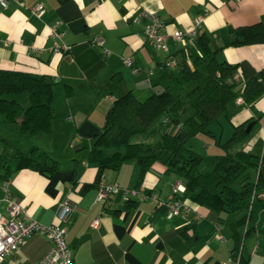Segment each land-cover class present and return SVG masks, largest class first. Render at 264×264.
I'll return each instance as SVG.
<instances>
[{
	"label": "crops",
	"instance_id": "obj_1",
	"mask_svg": "<svg viewBox=\"0 0 264 264\" xmlns=\"http://www.w3.org/2000/svg\"><path fill=\"white\" fill-rule=\"evenodd\" d=\"M37 3L46 7L42 17L33 13ZM142 9L156 12L169 33L191 30L199 15L203 23L187 46L169 39L167 54L149 43L146 22L136 20ZM54 26L56 35L51 33ZM252 27L264 31V0H10L6 8L0 5V69L53 78L52 132L59 131V121V127L68 130L65 136L70 144L58 149L57 155L50 153L60 166L52 175L29 168L13 170L14 164L10 170L1 167L0 212L8 214L3 200L6 182L10 195L29 217L45 225L58 223L59 205L70 201L75 212L66 224V240L73 249V264H264L261 200L252 202L248 222L240 227L242 240L233 235V213L229 209L219 213L226 237L222 241L216 228L218 213L191 200L186 201L188 211L167 217L171 186L179 179L167 166L156 162L146 169L135 161H124L101 171L89 161L88 147L102 131L117 98L129 91L143 98L163 89L162 67L169 55L178 62L186 60L202 78L210 56L237 67L231 82L243 100L240 66L246 62L257 71L264 69V39L230 45L225 40ZM96 37L104 40L103 46L92 42ZM65 44L71 48L64 50ZM125 58H132L139 71L134 72ZM169 69L176 75L179 65ZM194 86V82L185 85L187 90ZM25 99L22 105L29 104V98ZM239 107L223 113L191 146L196 149L203 144L208 150L214 144L215 156L224 154L223 145L235 127L251 121L250 137L233 149L264 159V94L253 105L244 102ZM7 125L0 115V128L5 130L0 151L4 141L11 142L13 131ZM103 183L118 185L120 191L99 201ZM145 190L156 194L161 204L143 199ZM51 245L45 235H33L6 255L2 264H38Z\"/></svg>",
	"mask_w": 264,
	"mask_h": 264
},
{
	"label": "trees",
	"instance_id": "obj_2",
	"mask_svg": "<svg viewBox=\"0 0 264 264\" xmlns=\"http://www.w3.org/2000/svg\"><path fill=\"white\" fill-rule=\"evenodd\" d=\"M263 39L261 28H242L226 38L225 44ZM178 65L176 75L169 67H162L163 89L143 98L129 91L113 102L102 131L89 142V161L101 171L124 161H135L146 169L156 162L164 164L184 183L186 190L180 195L184 202L191 200L218 213L216 222L220 225L219 213L229 209L234 215L233 235L242 240L240 227L248 222L252 202L255 199L264 202L261 197L264 160L250 151H231L250 137L247 126L251 121L235 127L232 137L223 145L225 153L216 155L209 168H202L201 154L187 146L192 137L206 132L223 113H233L240 108V96L231 82L237 67L210 56L207 75L202 78L199 70L186 60L179 61ZM240 67L245 82L243 103L253 105L264 94V69L257 71L246 62ZM189 82H194L195 86L187 90L185 85ZM53 85V78L47 75L0 69V115L8 124L18 125L22 133L52 132ZM21 93L28 94L26 107L16 97H10ZM13 164V170L29 168L48 175L60 167L44 150L31 147L25 152L4 141L0 168L10 170ZM250 167L255 169L254 175L248 171ZM145 193L153 194L148 190Z\"/></svg>",
	"mask_w": 264,
	"mask_h": 264
},
{
	"label": "built area",
	"instance_id": "obj_3",
	"mask_svg": "<svg viewBox=\"0 0 264 264\" xmlns=\"http://www.w3.org/2000/svg\"><path fill=\"white\" fill-rule=\"evenodd\" d=\"M10 0H0V5L6 8ZM33 13L42 17L46 12V7L43 3H37L32 7ZM137 21L146 22L147 38L150 44L154 47L161 49L165 53H169V39H174L183 46H187L191 41L197 38L199 31L203 23V16L199 15L195 20V26L188 31L176 30L173 33L165 31V25L160 16L148 9H142L136 16ZM55 27H51V33L56 35ZM93 43L103 46L104 40L100 37H96ZM56 50H60L61 47L55 44ZM71 46L65 44L64 50L70 49ZM125 63L128 66L133 67L134 72H138L139 69L134 66L132 58H125ZM178 60L169 55L168 61L163 66L173 67L178 65ZM239 103H243L242 99L238 100ZM264 160V159H262ZM5 196L3 198L7 203L8 214L5 215L0 212V264L3 263L6 255H9L19 250L26 240L36 234L45 235L52 243L51 248L45 254L38 264H73V249L68 245L66 236L68 228L66 224L71 220L75 212L74 206L70 201L65 200L59 205L58 210V223H52L45 225L38 220L29 217L26 209L10 195L9 183L4 184ZM186 187L182 180H176L171 186L172 198L167 203V217L173 218L180 215L183 211H188L189 207L181 198ZM120 191L118 185L101 184L97 199L99 201H106L112 198ZM261 197L264 198V193H261ZM143 199L151 200L154 203L161 204L160 199L156 194H147L143 192ZM98 221L94 222V226H97ZM216 228L218 230V238L222 241H226V237L222 233V226L217 223ZM238 264H241L239 262Z\"/></svg>",
	"mask_w": 264,
	"mask_h": 264
},
{
	"label": "rangeland",
	"instance_id": "obj_4",
	"mask_svg": "<svg viewBox=\"0 0 264 264\" xmlns=\"http://www.w3.org/2000/svg\"><path fill=\"white\" fill-rule=\"evenodd\" d=\"M10 97H17L19 99V101L21 103L23 100V97L26 98L25 100H27L28 98V94L27 93H21L18 95H13ZM27 102V101H26ZM25 102V103H26ZM25 107L28 104H23ZM8 128H10L13 132H10V134L12 135V137H9L10 141L12 142L13 145H15L17 148L20 149H24V151H28L29 149H31V147H37L40 150H45L46 152H48L49 154H56L58 153L57 150L60 148H65V147H69L68 145H70L66 139L65 134L68 132V130H66V128H61L59 127V121H57L56 123V127L59 129V131L57 132H50V133H37L35 135H30L27 133H22L18 127V125H7ZM173 130L176 129L175 126L172 127ZM5 130L4 128H0V136L2 135V133H4ZM64 134H63V133ZM197 136L192 137L188 143L187 146L192 148L193 150H195L196 152L199 151L198 149H200L201 152H198L201 154L202 156V168H209L211 166V163L214 159L215 156V151L213 148L212 144L210 146V148L207 150L206 146L203 144H197L198 146L195 148H193L191 146L192 141L196 138ZM10 142V143H11ZM67 149V148H66ZM236 148H232L231 151H235ZM84 152L88 151V148L83 150ZM226 151V150H225ZM81 152V151H80ZM57 155V154H56ZM255 169L253 168H249L248 171L251 172L254 175V171ZM178 180H181V178H179Z\"/></svg>",
	"mask_w": 264,
	"mask_h": 264
},
{
	"label": "water",
	"instance_id": "obj_5",
	"mask_svg": "<svg viewBox=\"0 0 264 264\" xmlns=\"http://www.w3.org/2000/svg\"><path fill=\"white\" fill-rule=\"evenodd\" d=\"M251 126H252V124H249V125L247 126V131H248V132H250V130H251ZM75 149L78 150V147H76Z\"/></svg>",
	"mask_w": 264,
	"mask_h": 264
}]
</instances>
